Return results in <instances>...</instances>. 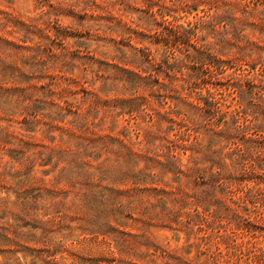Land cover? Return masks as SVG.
I'll use <instances>...</instances> for the list:
<instances>
[{
  "label": "rangeland",
  "instance_id": "rangeland-1",
  "mask_svg": "<svg viewBox=\"0 0 264 264\" xmlns=\"http://www.w3.org/2000/svg\"><path fill=\"white\" fill-rule=\"evenodd\" d=\"M0 264H264V0H0Z\"/></svg>",
  "mask_w": 264,
  "mask_h": 264
},
{
  "label": "trees",
  "instance_id": "trees-1",
  "mask_svg": "<svg viewBox=\"0 0 264 264\" xmlns=\"http://www.w3.org/2000/svg\"><path fill=\"white\" fill-rule=\"evenodd\" d=\"M166 21L165 20H162L160 23H158V25H161L162 24V26H164V23H165ZM164 28H166V27H164ZM168 29V28H167ZM168 31H173V34L174 33H176V38H179V37H181L183 34H184V31H182L181 33H179V35L177 34L178 32L176 31V32H174V29H173V27H170L169 29H168ZM145 56H146V59H147V55L145 54ZM130 72H132V71H130ZM139 77V76H138Z\"/></svg>",
  "mask_w": 264,
  "mask_h": 264
}]
</instances>
